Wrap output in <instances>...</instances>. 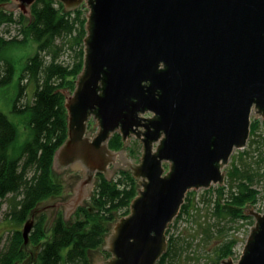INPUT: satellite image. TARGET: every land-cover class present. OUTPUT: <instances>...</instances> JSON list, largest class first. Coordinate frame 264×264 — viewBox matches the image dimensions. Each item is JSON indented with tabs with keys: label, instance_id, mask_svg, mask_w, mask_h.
<instances>
[{
	"label": "water",
	"instance_id": "1",
	"mask_svg": "<svg viewBox=\"0 0 264 264\" xmlns=\"http://www.w3.org/2000/svg\"><path fill=\"white\" fill-rule=\"evenodd\" d=\"M10 1L30 18L35 0ZM56 1L74 8L83 0ZM86 2L83 68L65 97L68 133L52 164L84 171L64 220L93 193L97 174L128 167L142 189L105 236L112 256L97 264H156L187 192L220 185L222 167L247 144L251 113L264 116V0ZM113 134L141 140L139 164L109 149ZM29 230L26 223L25 242ZM221 263L264 264V214L240 258Z\"/></svg>",
	"mask_w": 264,
	"mask_h": 264
},
{
	"label": "trees",
	"instance_id": "2",
	"mask_svg": "<svg viewBox=\"0 0 264 264\" xmlns=\"http://www.w3.org/2000/svg\"><path fill=\"white\" fill-rule=\"evenodd\" d=\"M8 1L0 0V4ZM30 14V21L23 23L21 18L17 21L22 25L21 40L0 39V49L12 43L25 42L27 38L36 44V53L27 60L20 76V91L13 106L15 112L28 113L32 137L16 155H13L16 127L0 112V212L3 201L11 196L5 218L14 226L0 250V264L25 262L29 257L32 264H91L90 253L103 245L109 225L117 221L119 213L123 217L129 214L130 204L137 195V181L124 171L118 172L112 181L97 174L88 203L78 207L69 222L59 213L47 231L46 215L39 214L28 236V242L35 251L33 254L26 251L25 223L41 202L60 196L63 191L62 185L52 178L54 153L65 142L68 133L62 91L75 89V80L83 68V41L86 37V18L81 8L66 11L56 0H35L30 6ZM15 20L12 13L0 10V26L12 24ZM65 37L69 38V43L57 45V40ZM64 45L73 53L71 65L59 61ZM0 62V84H7L12 79L13 68L6 60ZM25 80L32 82L35 90L32 100L19 106ZM258 128L257 121L251 123L246 149L232 159L226 175L229 185L208 192H214L216 196L211 200L212 215L216 218L231 223L250 219L245 210L257 203L260 193L255 185L264 178V173L259 169L252 172L236 162L250 154L256 140L259 139L264 146V133L258 134ZM122 146L119 134H114L108 141V147L113 151H119ZM260 160L264 161L262 155ZM192 201L193 193H188L175 221L184 215L191 216ZM236 244L234 237L220 241L210 264H222L223 260L233 257ZM176 246L170 238L166 252L156 264H178L180 253Z\"/></svg>",
	"mask_w": 264,
	"mask_h": 264
},
{
	"label": "rangeland",
	"instance_id": "3",
	"mask_svg": "<svg viewBox=\"0 0 264 264\" xmlns=\"http://www.w3.org/2000/svg\"><path fill=\"white\" fill-rule=\"evenodd\" d=\"M10 3H12L10 0L7 3H4L5 5L7 4V7H0V10L12 13L14 19L16 20L12 24H2L0 26V39L9 41L13 38H16L21 40L23 38V34L20 32L22 25L17 21L21 18L22 22L26 23L27 21H30L31 14L30 18H28L26 9H20L18 4ZM63 8L66 11H73L77 8H81L85 18L89 14L88 3L86 0H83L81 4L74 8H70V6L68 7L66 5H63ZM68 39L69 38L67 37L63 39L60 38L56 43L57 45H60V43L68 44ZM35 53L36 44L31 38H27L25 42L12 43L5 46L3 49H0V61L6 60V62L9 63L13 68V76L11 81L7 84H0V112L7 116L8 120L15 125L17 130L13 155L18 154L20 147L32 137L31 128L28 123V113L15 112L13 110V106L20 91L19 79L22 75V71L27 60L34 56ZM73 57L72 51L69 50L67 45H64L63 51L59 56V61L64 62L65 65H71L73 62ZM22 84L25 87L23 90V95L20 97L19 106L30 102L35 90V86L32 82L30 83L25 80L22 82ZM62 93L68 98L69 94L72 95L73 91L64 89ZM250 120L251 123L254 121L258 122V134L264 133V116L258 115L253 111L251 113ZM87 129L90 133V137H93L98 131L97 122L90 118ZM122 143L123 146L120 150L122 152L125 150L131 161L133 163L139 164L142 156L141 140L133 135L130 137V142L127 140H122ZM246 147L247 144L244 149H246ZM244 149L234 150L228 163L222 167L221 172L223 173L224 180L220 185H211L207 189H194L187 192V194L193 193L192 208L189 211L191 216L188 217L184 215L176 221L174 219L166 230L167 233H165L167 241L170 238L173 239L177 245L176 247L179 248L180 256L178 258V264H210L211 260L215 258V250L217 249L220 241L224 240L226 237H234L237 240V244L233 249V257L230 258L233 262H236L243 253L246 241L248 237H250V234L255 227L257 215L264 214V178L255 185V188L260 193L257 203L253 206H248L247 210H245L250 219L242 223H231L229 221L214 217V215H212L211 200H213V198L216 196L214 192H212V194H208V192L213 190L216 191L219 188L227 187V185H229L226 175L227 171L231 168V161L234 157H237L240 152L244 151ZM260 155L264 157V146L260 144L258 139L253 145L250 154L246 155L242 160H237L238 162L236 163L237 165H240L244 168L251 169L252 172L258 171L259 169L260 172L264 173V161L260 160ZM120 161H122V154L117 155L116 164ZM163 168L165 171L168 170V163H164ZM120 171L129 172L132 176L134 174L133 170L128 167L116 168L111 173V176L107 179L112 181ZM83 177V170H77L75 168H66L64 171L53 169L52 178L55 182L62 185L63 191L60 196L49 198L37 206L27 221V223L30 224V230L34 224V221L39 218L40 213L46 215V225H48V221L50 219L54 220L59 213L65 218L64 204L68 202L69 199H72L76 182ZM96 181L97 177L95 176L93 190L96 185ZM136 181L137 188L142 189V186L140 185L142 180L140 178H136ZM87 195L88 197L84 198V203H82V206H85L88 203L89 198L92 196V194ZM11 200L12 197L7 196V198L3 201L2 210L0 212V250L11 235V231L14 229V226L10 223V221L5 218V214L8 212V204ZM73 215L74 214L72 213L70 216H68L66 221L69 222ZM121 216L122 215L119 213L117 220H119ZM114 224L115 222L109 225L106 235L112 234L113 227L115 226ZM49 227L50 226H47V231H49ZM30 230L26 235L27 240L25 242V249L27 252L33 254L35 248L28 242ZM111 256L112 254L107 249H105L104 240L103 245L99 249L90 253L91 264L106 262ZM30 259L31 257H29L25 262H18L16 264H32ZM223 262H226V259L223 260Z\"/></svg>",
	"mask_w": 264,
	"mask_h": 264
},
{
	"label": "flooded vegetation",
	"instance_id": "4",
	"mask_svg": "<svg viewBox=\"0 0 264 264\" xmlns=\"http://www.w3.org/2000/svg\"><path fill=\"white\" fill-rule=\"evenodd\" d=\"M147 115H148V114H144L143 117L146 118ZM149 117H150V116H149ZM88 124H89V121H88L87 125H88ZM86 134H90V133L88 132L87 126H86ZM110 168H112V166H110ZM226 260H227V259H226Z\"/></svg>",
	"mask_w": 264,
	"mask_h": 264
},
{
	"label": "bare ground",
	"instance_id": "5",
	"mask_svg": "<svg viewBox=\"0 0 264 264\" xmlns=\"http://www.w3.org/2000/svg\"><path fill=\"white\" fill-rule=\"evenodd\" d=\"M65 103V102H64ZM65 106V105H64ZM114 135V134H113ZM112 135V136H113ZM110 140V139H109ZM68 168H70V167H68ZM52 224V220L50 219L49 221H48V226H50Z\"/></svg>",
	"mask_w": 264,
	"mask_h": 264
}]
</instances>
